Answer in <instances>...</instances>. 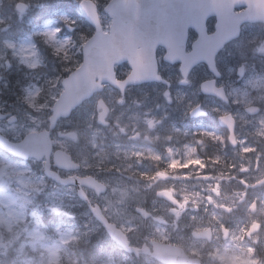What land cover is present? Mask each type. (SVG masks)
Listing matches in <instances>:
<instances>
[{
    "label": "rangeland",
    "instance_id": "rangeland-1",
    "mask_svg": "<svg viewBox=\"0 0 264 264\" xmlns=\"http://www.w3.org/2000/svg\"><path fill=\"white\" fill-rule=\"evenodd\" d=\"M55 5L57 4H50L49 11L32 6L26 15L16 17L15 22H17L18 28L14 29L6 18H0V109L14 95L3 86L8 70H19L22 71L23 75L35 79L25 87L12 105V113L18 117V122L13 125L0 123V132L10 139L21 140L29 132L47 129L50 108L61 91H59L61 89L59 83L64 77L62 76L63 72L70 71L79 65V59H75L76 47L81 39L80 28L82 26L79 23L78 11L75 13V17L71 18ZM104 5L98 6V14L104 31H107L110 20L103 13ZM36 23L41 27L36 28ZM261 32V28L258 26L247 27L242 32L241 37L229 44L217 60L221 66H230L228 68L229 76L231 77L234 72L236 79H243L244 84L254 83L253 86H255L256 80L264 79V66L258 65V62L264 64V37H262ZM57 33L64 38L58 39ZM14 36L19 37V39H12ZM34 36L38 38L41 51L43 50L42 64L34 49L32 42ZM68 43H72V45L69 47ZM44 49H52L53 53L61 56V60L70 62L71 67L68 65L64 69L59 68L57 66L58 61H55L54 64L51 55H46ZM59 51L66 52H62L61 55L57 53ZM233 60L235 65L231 63ZM47 63H50L48 67H46ZM65 64L67 63L62 61V68ZM240 64L244 66L246 64L245 71L243 75L237 77ZM172 70V67L170 69L161 62V72L165 81L166 78L170 79V82L166 81L169 86H165L164 81L161 84L130 88L125 92L124 99L114 89L106 87L101 94L82 104L70 118L61 121L57 131L54 132L55 135L52 136L54 149L73 153L75 157L83 159L85 162L84 170L89 169L96 175L104 174L109 170L114 172L112 170L115 168L117 171H121V166L126 169L129 163L134 160H137L135 168L141 166L143 170H147L141 173V176L138 173L132 175L134 179L138 180V187H131V196L129 194L126 196L120 177H109L105 180L109 185V190L101 198L102 212L106 218L116 224L119 229L128 233L131 240L139 242L143 239L140 243L143 241L166 243L172 237V233L166 228L168 216L163 209V206L166 207V205L160 201L161 199L155 197L154 191L150 193L151 189H139L142 186L141 182L147 179L151 169L147 161L144 162V160L154 159L156 160L155 165L164 162H160L162 157L155 152L156 150L153 151L148 147V149L141 147L137 150L135 145H128L126 148L121 147L117 142V137L121 133V129L129 130L132 117L137 116H135V110L138 108L139 111L141 108V103H125L127 99H141V102L144 103L145 112L154 113L155 103L159 99H163L165 94L188 95L189 87L181 92L177 83L171 81L175 78V72ZM117 71L119 77H124L128 73L126 65H122ZM40 72L44 81H42L44 91L41 93L37 85L40 83ZM192 74L191 86L198 81L201 82L206 76L202 67L195 68ZM50 80L52 81L51 85L45 87L44 84L49 83ZM192 89H197V86L192 87ZM236 94L243 96L246 92L241 87ZM99 99L103 100L111 110L107 127L100 125L96 117L95 102ZM182 99L188 107L190 105V102L187 103L189 99L186 97ZM262 100L264 101V95ZM191 104L194 103L191 102ZM240 118L243 120L242 115ZM137 131L140 132L139 129ZM59 133L74 134L76 141L67 138L62 139ZM140 133L148 135L149 131L146 126H143ZM154 140L157 141L158 139L154 138ZM155 141L148 140L149 143ZM81 143L89 151H78ZM115 160L120 163L118 167L114 166ZM1 166L6 167V175L0 181V262L2 264H62L64 259L58 261V253L63 245L69 244L76 248L86 237L98 232L100 227L95 222L96 220L89 215V212L77 211L78 216L76 217L74 213L76 210L72 208V190L55 186L44 177L42 162L18 163L13 158L5 157L0 153ZM163 168L157 166V169ZM159 174L163 173L159 170L153 179L145 182L144 187L148 188L152 182L165 187L166 183H161L164 179L159 178ZM148 193L150 198L146 197ZM146 201L151 204L149 211L155 217L154 222H143L129 208V206L134 205L143 206ZM46 211L60 217L55 219L52 216H45L44 212ZM71 218H74L75 222L78 223L74 224L75 229L67 225L70 224ZM43 221H50L51 223L54 221L51 227L49 225L52 234L48 237L43 233ZM46 226L47 224H45ZM172 232L174 233L173 230ZM168 234H171V237ZM176 238L179 239L180 237L176 236ZM108 259V261L102 259L99 264H113L112 260ZM89 261L90 264H98L92 257ZM140 261V264H157L150 257H142ZM72 263L78 264L75 263V260ZM82 263L86 264L87 261Z\"/></svg>",
    "mask_w": 264,
    "mask_h": 264
},
{
    "label": "flooded vegetation",
    "instance_id": "flooded-vegetation-1",
    "mask_svg": "<svg viewBox=\"0 0 264 264\" xmlns=\"http://www.w3.org/2000/svg\"><path fill=\"white\" fill-rule=\"evenodd\" d=\"M261 35L264 37L263 29ZM222 52L214 59L213 72L205 64L195 67H202L206 76L193 86L191 77L195 68L184 80L177 65L166 66L172 67V72H175L171 81L177 83L181 92L189 87L188 95L165 94L155 103L154 113L145 112L141 99H127L125 103H141V108L135 110L137 116L132 117L129 130L121 129L117 142L123 148L135 145L136 150L141 147L156 150L162 157L160 162L164 163L159 165H155L154 159L144 160L151 169L139 189H151L150 193L154 191L155 196L160 192L166 193V228L172 233V237L168 234L171 238L167 243L180 246L188 258L197 259L198 264H264V79L259 78L253 86L254 83L244 84L243 79H236L234 72L230 77V66L224 67L217 62ZM231 63L235 65L234 60ZM245 66L240 64L237 75H243ZM8 71L6 75L9 78L4 80L3 86L17 99L25 85L19 70ZM166 81L165 86H169ZM208 82L212 84L204 87V83ZM196 86L197 89L193 90L192 87ZM241 87L246 94L235 95ZM184 97L189 99L188 107L182 99ZM121 98L124 99V95ZM250 107L257 108V111L247 112ZM0 111L13 114L11 105L3 106ZM143 126L149 131L148 135L140 133ZM148 140L156 143H149ZM73 159L79 166L78 171H60L63 177L93 176L102 181L108 190L105 180L120 177L123 189L130 196L131 187H138V180L132 175L138 173L141 176L147 171L141 166L135 168L137 160H134L126 169L121 166V171L114 167L112 171L115 173L109 170L96 175L89 169L84 170L83 159L74 154ZM119 165V161L115 160L114 166ZM157 166L164 168L157 169ZM159 170L163 173L159 174V178L164 179L161 183H166V186L152 182L145 188V182L153 179ZM68 188L76 197L78 188ZM83 191L91 202L103 208L101 198L105 194L97 196L85 188ZM146 197L150 198V194ZM79 205L82 210L88 211V205ZM139 206L129 208L135 212ZM150 206V202L146 201L141 207L149 211ZM163 209L165 211V207ZM251 229H254L253 232ZM207 230L210 231V239L193 237L194 231Z\"/></svg>",
    "mask_w": 264,
    "mask_h": 264
},
{
    "label": "water",
    "instance_id": "water-1",
    "mask_svg": "<svg viewBox=\"0 0 264 264\" xmlns=\"http://www.w3.org/2000/svg\"><path fill=\"white\" fill-rule=\"evenodd\" d=\"M78 8L94 34L82 46L81 67L62 82L64 92L52 109L49 131L29 134L16 144L0 136V147L9 153L37 161L45 158V174L55 181L49 171L50 131L58 119L68 117L76 106L100 91L102 83L123 91L129 85L160 81L156 64L158 47L166 49L165 62L181 63L184 77L200 62L207 63L212 69L215 53L239 36L244 23L264 25V0H110L103 9L111 20L108 33L103 32L96 6L91 1H81ZM238 8L243 10L235 12ZM26 9L22 3L16 6L20 14ZM211 17L216 20L215 31L208 35L206 22ZM189 29L197 34V40L191 52L185 54ZM122 63H127L131 71L123 82H117L114 66ZM101 105L100 101L98 109ZM105 114L104 109L100 117L104 118ZM54 162L55 166L64 169L72 165L69 156L60 151L54 154ZM92 215L111 239L126 249L125 236L115 225L108 223L100 209H93ZM153 245V257L163 263H166V254L174 263L186 260L177 248ZM128 251L138 253L135 249Z\"/></svg>",
    "mask_w": 264,
    "mask_h": 264
},
{
    "label": "trees",
    "instance_id": "trees-1",
    "mask_svg": "<svg viewBox=\"0 0 264 264\" xmlns=\"http://www.w3.org/2000/svg\"><path fill=\"white\" fill-rule=\"evenodd\" d=\"M19 1H26L30 4V6H36L37 8H41L43 10H48L49 11V4H57L55 5L59 10H62L63 12L67 13L68 16H71V18L75 17V13H76V5L77 2L79 0H0V9H3L4 7H6V9L8 7H10L12 9V6L19 2ZM39 1L41 4L40 5H33L34 2ZM62 1V3H61ZM94 1L98 6H102L104 4H106L109 0H92ZM53 12V11H52ZM2 13L0 12V15ZM53 15V14H51ZM79 23L82 25L80 28V32H81V39L79 41V45L76 47V51H75V59H79L80 60V47L81 44L87 39L89 38L92 33L93 30L87 25V23L81 18L79 17ZM77 19V18H76ZM72 41V40H71ZM72 45V43H69V47ZM68 51V48H66ZM46 55H51V60L52 62L55 64V61H58V67L61 69H64L66 67H68L69 63L66 60H61V56L58 55L54 52L53 50H44ZM65 51V52H66ZM63 51H59L57 52L58 54H63L65 52ZM61 60V62H59ZM62 61H65V64L62 68ZM50 63H47L46 67H48ZM71 67V65H69ZM53 67H55V65H53ZM48 69V68H47ZM61 71V70H60ZM69 72V70L67 71ZM67 72H63V75L66 74ZM27 78H29V76H27ZM47 78V76H46ZM52 83V81L50 80L49 83H47V86H50ZM98 244H103L102 246L98 245ZM107 244H110L109 240L106 238V236L104 235L103 237L100 236V234H96L91 236L87 241L86 244H79L78 247L75 249V254L73 255L75 262L78 264H82L83 259L89 260V258L95 256L96 254H98L97 252L103 247L106 246ZM110 246V245H109ZM90 247H92V249H89ZM0 264H2V262H0ZM64 264V263H63ZM65 264H71V262H65Z\"/></svg>",
    "mask_w": 264,
    "mask_h": 264
},
{
    "label": "bare ground",
    "instance_id": "bare-ground-1",
    "mask_svg": "<svg viewBox=\"0 0 264 264\" xmlns=\"http://www.w3.org/2000/svg\"><path fill=\"white\" fill-rule=\"evenodd\" d=\"M260 64L261 62H258V65ZM262 66H264V64H262L260 67ZM97 253L98 254H96L95 259L92 257L96 263H98L97 261L102 259H104L103 261H108L109 260L108 258H110L112 261H116L121 264L130 263V260L124 250H120L112 246H108V245L103 246Z\"/></svg>",
    "mask_w": 264,
    "mask_h": 264
}]
</instances>
